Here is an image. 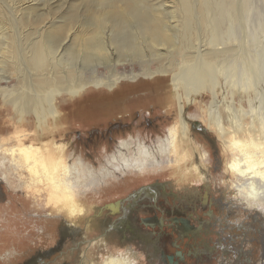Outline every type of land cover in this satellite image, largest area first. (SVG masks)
Listing matches in <instances>:
<instances>
[{
  "label": "bare ground",
  "instance_id": "6f19581e",
  "mask_svg": "<svg viewBox=\"0 0 264 264\" xmlns=\"http://www.w3.org/2000/svg\"><path fill=\"white\" fill-rule=\"evenodd\" d=\"M251 1L15 0L9 7L8 1L0 0V111L11 113L8 124L13 127L0 134L3 182L26 199H36L52 214V210L64 213L72 232L88 212L85 202L89 193L114 185L123 177L146 176L194 160V150L181 149L185 140L181 132L186 133L202 118L217 129L232 153L228 169L236 179L233 186L237 192H246L250 202L245 200V209L254 211V219H258L264 213V112L260 113L264 87L259 85L264 79V66L250 46ZM52 7L57 8L58 17L49 25L40 22ZM38 8L42 10L39 23H27L29 28L23 31L22 19L29 20L28 15ZM135 62L141 68L136 74L127 75L115 68L118 63ZM101 66L108 67L110 73H97ZM155 73L170 76L173 88L187 104L204 93L221 95L222 104H210L206 115L181 111L183 122H176L156 142L142 136L120 141L99 169L90 168L85 157L62 150L58 141L42 139L50 134L54 137L68 114L69 106L61 103L63 98L82 94L90 87L113 88L122 79L139 74L152 77ZM11 79L15 80L13 84ZM251 92L260 94V104L251 109L242 106L237 110L228 103L229 96L239 94L243 100ZM224 104L231 113L229 118L221 110ZM57 106L63 116L56 111ZM31 125L40 130L24 128ZM202 152L208 154L205 149ZM205 185L206 192L197 190L195 194L204 205L210 199V184ZM159 186L164 189L166 184ZM134 196L142 195L132 194L129 199ZM124 202L117 199L106 207L117 215L127 207ZM90 213L86 214L89 225L104 223L102 207ZM131 223L125 217L118 227L132 230ZM202 223L205 225V221ZM84 237L88 238V232ZM107 243L106 235L98 242L104 248ZM155 249L156 244L148 247L150 252ZM158 253L157 259L166 263L164 253ZM128 258L109 255L103 264H133Z\"/></svg>",
  "mask_w": 264,
  "mask_h": 264
},
{
  "label": "rangeland",
  "instance_id": "374dc122",
  "mask_svg": "<svg viewBox=\"0 0 264 264\" xmlns=\"http://www.w3.org/2000/svg\"><path fill=\"white\" fill-rule=\"evenodd\" d=\"M14 1L6 0L9 7H13ZM251 2L250 46L264 66V0ZM39 8L28 15L30 22L22 19L23 31L28 30L31 22L39 23L42 14ZM55 8L52 7L51 12L48 8L46 17L40 22L49 25L55 16L58 17ZM117 65L116 70L127 75L141 70L136 62ZM97 71L100 75H108L111 70L101 66ZM85 75H89L87 71ZM14 81L11 79L10 83ZM262 84L264 79L259 82L261 88ZM172 85L170 76L139 74L136 78L118 81L113 88L90 87L82 94L59 99L58 102L65 101L66 108L69 106L68 115L60 121L54 137L50 134L42 139L58 141L62 150L85 157L90 168L99 169L105 157L118 149L120 141L142 136L156 142L164 138L176 122H183L181 111L206 115L210 104H222L221 95L209 93L198 95L195 101L187 104ZM259 95L251 92L241 100L239 94H234L233 98L228 97V103L237 110L242 106L249 109L260 104ZM226 105H222L221 110L224 117L229 118L231 113ZM58 107L56 111L63 116V110ZM263 112L264 107L260 113ZM10 115L0 111V134L12 130L8 124ZM250 117L251 114L246 120ZM199 120L188 133L181 132L185 139L181 149L194 150L193 158L197 162L184 160L180 166L166 168L163 172L123 177L114 185H105L101 191L89 193L85 202L88 212L79 218L78 228L72 232L64 213L52 210V214L41 208L36 199H26L20 191L10 190L0 174V264H103L109 255H124L133 264H264V213L254 219L255 212L245 209V200L249 201L247 194L235 190L236 179L228 169L232 153L217 129L209 127L204 119ZM24 128L40 130L36 125ZM203 149L207 155L201 153ZM160 183H165L166 187L163 189ZM205 184H210L209 205H202L201 199L195 196L197 190L206 192ZM137 193L142 196L129 199ZM121 198L127 207L112 215L106 204ZM99 207L104 209L105 225L100 222L89 225L86 214L90 209H94L90 214H95ZM154 214L164 218V228L142 221V217ZM173 216L190 217L199 225L204 220L205 225L200 233L184 236L172 221ZM125 217L132 222V230L118 227ZM86 232L88 238L84 237ZM105 235L109 243L104 248L98 242ZM150 244H156L164 253L166 263L157 259L158 250H148Z\"/></svg>",
  "mask_w": 264,
  "mask_h": 264
},
{
  "label": "flooded vegetation",
  "instance_id": "af4514ba",
  "mask_svg": "<svg viewBox=\"0 0 264 264\" xmlns=\"http://www.w3.org/2000/svg\"><path fill=\"white\" fill-rule=\"evenodd\" d=\"M68 115V114H67ZM66 115V116H67ZM1 179V178H0ZM2 180V179H1ZM209 203H211V199H209ZM209 203L208 204H206V205H209ZM202 205H204V204H202ZM158 217V219L159 220H151V221H149V222H146V221H144L143 220V218H147V217ZM175 218H178V220H175ZM181 219H187L188 220V222H185V221H182ZM142 221L144 222V223H148V225L149 224H153L155 227L159 224V226H161V227H165V225H166V223H165V220H164V218L163 217H161L160 215H157V214H154V215H149V216H146V217H142ZM172 221H174V223L176 224V226H177V228H178V230L180 231V233L182 234V235H184V236H191L192 234H198V233H200L201 231V227H203L202 225H203V223L201 224V225H199V223L198 224H196V223H194V221L190 218V217H183V216H173L172 217ZM178 221V222H177ZM204 221V220H203ZM162 222V223H161ZM202 222V221H201ZM208 222V221H207ZM209 223V222H208ZM161 224V225H160ZM197 225H199L198 227H196ZM153 226V227H154ZM185 226V227H184ZM188 227V228H187ZM190 227V228H189ZM202 230H203V228H202ZM211 249V248H210ZM197 251H198V249H196Z\"/></svg>",
  "mask_w": 264,
  "mask_h": 264
},
{
  "label": "water",
  "instance_id": "95a60500",
  "mask_svg": "<svg viewBox=\"0 0 264 264\" xmlns=\"http://www.w3.org/2000/svg\"><path fill=\"white\" fill-rule=\"evenodd\" d=\"M143 220L144 221H146V222H149V221H151V220H159L158 219V217H147V218H143ZM175 220H178V218H175ZM182 221H185V222H188V220L187 219H181Z\"/></svg>",
  "mask_w": 264,
  "mask_h": 264
}]
</instances>
